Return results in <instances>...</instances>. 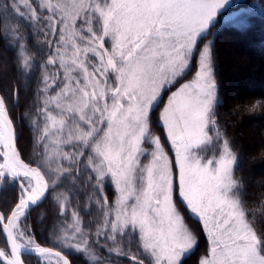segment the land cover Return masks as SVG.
Returning a JSON list of instances; mask_svg holds the SVG:
<instances>
[{
    "label": "snow or ice",
    "instance_id": "1",
    "mask_svg": "<svg viewBox=\"0 0 264 264\" xmlns=\"http://www.w3.org/2000/svg\"><path fill=\"white\" fill-rule=\"evenodd\" d=\"M12 16L39 37L38 56L6 23ZM257 16L264 21V0H0V37L16 50L15 70L29 79L40 71L37 161L21 158L0 95V191H15L0 210V264H26L28 253L71 264L73 252L93 264H108L101 254L182 264L200 233L181 206L207 241L197 264H264V194L250 203L236 175L209 39L244 34ZM60 187L54 251L26 221Z\"/></svg>",
    "mask_w": 264,
    "mask_h": 264
},
{
    "label": "trees",
    "instance_id": "2",
    "mask_svg": "<svg viewBox=\"0 0 264 264\" xmlns=\"http://www.w3.org/2000/svg\"><path fill=\"white\" fill-rule=\"evenodd\" d=\"M250 1L246 0V2ZM3 19L0 17V20ZM6 23L15 28H19L26 37H30L27 39V47L33 55L38 56L39 54L33 47L39 41V37L35 32L17 16L7 18ZM223 32L241 37L242 41L240 43L242 44L252 45L256 42H262L257 48V51L261 53L264 46V21L260 20L258 16L253 20L252 28L244 34L231 31ZM218 35L217 33L214 46V74L217 83V95L222 102L217 108L218 119L229 139L233 142L234 150L240 158V165L236 175L245 182L247 199L250 203H253L264 194V174L263 176H255L253 173L254 166L252 164L254 161H258L259 166L264 167V130L263 126L260 125V132L254 131L255 136H253L250 130V123L264 116V97L257 96V93L253 92V90L246 92L245 89L249 84L251 85V81L255 79L257 74L260 73L264 76V58L261 61H257L252 56L238 55L237 51H235V56L240 61L235 66V64L233 65L232 58L227 53V45L225 47L226 49L221 48L222 50H217V44L220 39V35ZM223 45L225 46V43ZM229 46L232 49L235 48L234 50H240L239 44L233 47L235 45L231 42ZM15 57L16 50L9 47L8 40L0 37V95L6 98L8 106L15 107L13 112L15 113V118L17 117L15 120L19 126V144L17 146L18 151L21 153V158L25 162L37 161V158L35 160V158L27 154V148L29 142L31 144L30 147L35 152L38 153L39 151L37 147H33L35 139L30 118L36 112L40 99L36 95L40 71H34L30 79L20 75L15 70ZM4 62H6V65H4ZM2 67H5V70ZM231 84L241 90L239 97L233 101L230 100ZM14 89H19L17 104L15 106L10 103ZM253 177L255 179L254 181L258 182V185H254L250 181L251 179L249 178ZM12 193H5V201H11L14 196ZM53 193L54 191L50 190L46 198L30 211L26 222L31 224L32 231L36 234L37 242H40L42 246L52 247L53 250L57 251L61 249L53 244V240L64 217L60 216V208L53 200ZM106 194L108 198L113 196L112 192L107 189ZM87 219H91V217H87ZM260 226L264 227V221H260ZM62 255H67V251H62ZM101 255L102 259L107 260L109 264H114L116 260H119L112 256L107 257L106 255ZM24 259L26 264H30L25 257ZM68 259L71 261V264H85L86 261H88V264H93L90 256L87 254L81 255L73 252L68 256Z\"/></svg>",
    "mask_w": 264,
    "mask_h": 264
},
{
    "label": "rangeland",
    "instance_id": "3",
    "mask_svg": "<svg viewBox=\"0 0 264 264\" xmlns=\"http://www.w3.org/2000/svg\"><path fill=\"white\" fill-rule=\"evenodd\" d=\"M250 2H256V0H251ZM214 33H215V30H214ZM218 34L220 35V36L218 35L220 39H219L218 44H217V50H219L221 48L226 49L225 47L227 45V53L232 58L233 65L235 64V66H236V65H238L240 63L239 59H237V57L235 56L236 55L235 54V51H237V54L238 55H242V56H245V55L246 56H252L253 59H255L257 61H261V59L264 58V46H263V48L261 50V53L257 51L258 46L260 44H262V42L261 43L260 42H256V43H254L252 45H247V44H244V43L243 44L240 43L242 41V38L241 37H238L236 35H229V34H226V32H220ZM216 36H217V33H215L213 36H210L209 37V39H211V40L214 41V46H215ZM231 42L235 45L233 47H236L239 44L240 50H237V49L234 50L235 48L232 49L229 46ZM224 43H225V46L223 45ZM4 65H6V62H4ZM3 69L5 70V67ZM229 69H230V66H229ZM173 90H175V89H173ZM250 90H253V92L257 93V96H263L264 97V76L262 74H260V73L257 74L256 77H255V79H253L251 81V85L249 84L248 87L245 89L246 92H249ZM230 91H231V98H230V100H232V101L233 100H236L239 97V94L241 92V90L237 86H234L233 84H231ZM17 98L18 97L16 95H14V94L12 95L10 103L13 106H15L17 104ZM164 99L166 101L167 95H165ZM8 107H9L10 114L14 118V121H15V128H16V133H17V144H19V130H18L19 129V126H18V123L15 120L17 117L15 118V116H14L15 113L13 112V109L15 107H11V106H8ZM30 119H31L30 121H31V124H32V130L34 132L33 134H34V139H35L34 140L33 147L34 148L37 147L39 149V145L37 143V130H36L34 124H33L34 119H36V112H34L32 114V117ZM260 125L263 126V130H264V116L261 119H257V121H252L250 123V130H251V132L252 133L254 131L260 132ZM157 134H159V132ZM253 136H255V133H253ZM30 145L31 144H29V142H28V148L29 149L27 148V154L30 155L31 157L35 158V160H36V158L38 160L37 152H35L32 149V147H30ZM250 159H252V158L250 157ZM252 164L254 166L253 167V171H254L253 173H254V175L255 176H263V174H264V167L263 166H259L260 164H259L258 161H256V162L254 161ZM249 179H251L250 181H252V183H254V185H258V182L254 181L255 180L254 177L253 178H249ZM63 189H64L63 187H60V189H57L53 193V196H54L53 197L54 198L53 200H54L55 204L58 205V206H59L60 201H58L55 197L57 196V194L59 192H63L64 191ZM106 189L109 190V191H111L112 194L114 195V189L111 186H107ZM7 192H11V193L13 192L12 194L14 196L11 199V201H7L6 200L7 201L6 202L5 199H4V197L6 195L5 193H7ZM14 192L15 191L11 187H8L7 189H5V190H3V191L0 192V210H7L15 202L14 201V197H15ZM104 194H106V192ZM112 197L109 198V199L111 200ZM181 210H182V214L185 216V220H186V223L188 224V226L190 228H192L193 230H195V231H197V232L200 233V235H199L200 244H199L198 249L195 251L194 254H192V255H190L188 257L183 258L182 264H197L198 258L203 254L204 249L206 248L207 241L205 239L204 234L200 231V225L195 220V218L189 217L188 216V213L185 210H183L182 206H181ZM71 211H72V208L69 207V209H68L69 219L71 218L70 217ZM26 223L30 226V228L32 230L31 224L29 222H26ZM2 239L3 238L0 237V241H2ZM24 257L27 259V262H29L30 264H44V261L42 259L40 261H38L37 258H36V256H34V255L28 254V255H24ZM112 257L113 258H116V259H119V260H116L114 264H130V261L128 259L124 258L123 256H115V255H113ZM52 264H56L55 259L52 260ZM110 264H112V263H110Z\"/></svg>",
    "mask_w": 264,
    "mask_h": 264
},
{
    "label": "water",
    "instance_id": "4",
    "mask_svg": "<svg viewBox=\"0 0 264 264\" xmlns=\"http://www.w3.org/2000/svg\"><path fill=\"white\" fill-rule=\"evenodd\" d=\"M16 136H17V133H16ZM17 148H18V146H17ZM0 192H1V191H0ZM42 201H43V200H42ZM40 203H41V202H40ZM34 207H35V206H34ZM34 207H33V208H34ZM33 208H32V209H33ZM32 209H31V210H32ZM28 254H30V253H28ZM25 255H27V254H25ZM31 255H32V254H31Z\"/></svg>",
    "mask_w": 264,
    "mask_h": 264
},
{
    "label": "bare ground",
    "instance_id": "5",
    "mask_svg": "<svg viewBox=\"0 0 264 264\" xmlns=\"http://www.w3.org/2000/svg\"><path fill=\"white\" fill-rule=\"evenodd\" d=\"M31 254V253H30ZM33 255V254H32ZM35 256V255H34Z\"/></svg>",
    "mask_w": 264,
    "mask_h": 264
}]
</instances>
